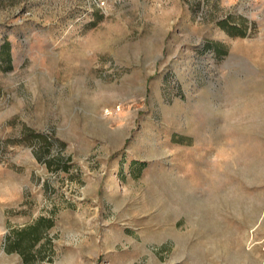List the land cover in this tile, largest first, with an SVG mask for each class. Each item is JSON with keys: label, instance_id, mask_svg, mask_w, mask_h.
Returning a JSON list of instances; mask_svg holds the SVG:
<instances>
[{"label": "rangeland", "instance_id": "obj_1", "mask_svg": "<svg viewBox=\"0 0 264 264\" xmlns=\"http://www.w3.org/2000/svg\"><path fill=\"white\" fill-rule=\"evenodd\" d=\"M0 264H264V0H0Z\"/></svg>", "mask_w": 264, "mask_h": 264}, {"label": "trees", "instance_id": "obj_2", "mask_svg": "<svg viewBox=\"0 0 264 264\" xmlns=\"http://www.w3.org/2000/svg\"><path fill=\"white\" fill-rule=\"evenodd\" d=\"M5 46H6V48H7L8 59H9L8 44L6 43ZM9 62H10V59H9Z\"/></svg>", "mask_w": 264, "mask_h": 264}]
</instances>
